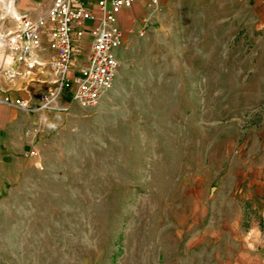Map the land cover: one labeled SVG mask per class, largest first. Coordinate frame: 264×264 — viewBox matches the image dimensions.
<instances>
[{
	"label": "rangeland",
	"instance_id": "rangeland-1",
	"mask_svg": "<svg viewBox=\"0 0 264 264\" xmlns=\"http://www.w3.org/2000/svg\"><path fill=\"white\" fill-rule=\"evenodd\" d=\"M146 3L97 106L0 105V264H264V0Z\"/></svg>",
	"mask_w": 264,
	"mask_h": 264
},
{
	"label": "built area",
	"instance_id": "built-area-1",
	"mask_svg": "<svg viewBox=\"0 0 264 264\" xmlns=\"http://www.w3.org/2000/svg\"><path fill=\"white\" fill-rule=\"evenodd\" d=\"M137 0H52L45 14L36 19L16 10L0 16V51L13 64L24 66L30 74L44 66L52 69L51 87L39 94L36 107L28 100L8 96L0 103L24 112L67 113L71 104L81 109L97 106L113 88L119 67L118 55L124 47L120 15L132 9ZM14 5V2H12ZM9 5V4H8ZM159 0H147L155 12ZM136 20H132L134 25ZM150 17L142 19L140 36L148 28ZM50 37L54 52L48 64L39 59L43 35ZM132 32V29H129ZM10 79L19 75L9 72ZM69 100V102H65Z\"/></svg>",
	"mask_w": 264,
	"mask_h": 264
},
{
	"label": "crops",
	"instance_id": "crops-1",
	"mask_svg": "<svg viewBox=\"0 0 264 264\" xmlns=\"http://www.w3.org/2000/svg\"><path fill=\"white\" fill-rule=\"evenodd\" d=\"M51 1L52 0H50L49 5L44 9V11L39 13L37 16H33V14H32L33 12H31V11L29 12V9H27V8L24 11L20 10V13H25L30 18L36 19L37 17L45 14L46 10L49 9ZM159 1H160V4H161V2L162 3L167 2V0H159ZM143 2L146 3V0H137L136 4L132 8V9H134V12L137 10V8H139L141 5H143ZM132 9L125 11L120 15L119 19H120L121 28L123 27V20L125 19V15L128 12L132 11ZM131 17L133 19L136 18L135 15H133ZM49 41H50V37H49L48 33L46 32L43 35L42 48L39 52L40 54H38L39 59L45 65L48 64L51 56L54 55V52L52 50H50V48H49ZM6 68L8 69L9 72H18L19 75L15 76L14 79H10L9 74H7L6 72L3 71ZM53 78H54V76L52 73V69H50L47 66H44L43 68L38 69V70H36L30 74H25L24 66L13 64L0 51V99H3V97L8 96V98L10 97L12 99L15 98V99L28 100L31 105L36 104L39 94L51 87V82H52ZM65 102H69V100L67 99V101H65ZM0 105H2L1 107L4 106V104H2V103H0ZM13 108H15V107H13ZM5 110L8 111L7 109H5ZM17 110H19V109H17ZM19 111H21V110H19ZM13 112L17 113L16 110H14V109L11 110V116L9 117L8 120L5 121V124L6 123H12L13 120H11V118H12ZM21 112H23V111H21ZM27 113L29 114L30 112H27ZM33 113H35V112H33ZM248 161H249L248 167L251 170L254 169V171L256 173L255 175L257 177L262 178V173H264V157H262L260 155L258 157L254 156V157L248 158ZM254 171H253V173H254Z\"/></svg>",
	"mask_w": 264,
	"mask_h": 264
},
{
	"label": "bare ground",
	"instance_id": "bare-ground-1",
	"mask_svg": "<svg viewBox=\"0 0 264 264\" xmlns=\"http://www.w3.org/2000/svg\"><path fill=\"white\" fill-rule=\"evenodd\" d=\"M7 6H8V7H7V8H8V10H7L8 12H13V11H15V8H16V7H13L12 2H10V4L7 5Z\"/></svg>",
	"mask_w": 264,
	"mask_h": 264
},
{
	"label": "water",
	"instance_id": "water-1",
	"mask_svg": "<svg viewBox=\"0 0 264 264\" xmlns=\"http://www.w3.org/2000/svg\"><path fill=\"white\" fill-rule=\"evenodd\" d=\"M212 190H213V188H212Z\"/></svg>",
	"mask_w": 264,
	"mask_h": 264
}]
</instances>
